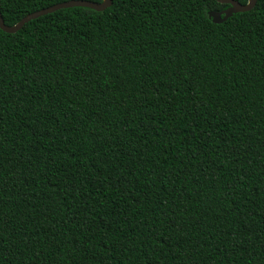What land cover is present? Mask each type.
Instances as JSON below:
<instances>
[{"label":"trees","instance_id":"trees-1","mask_svg":"<svg viewBox=\"0 0 264 264\" xmlns=\"http://www.w3.org/2000/svg\"><path fill=\"white\" fill-rule=\"evenodd\" d=\"M228 5L112 0L0 28V264H264V0L208 16Z\"/></svg>","mask_w":264,"mask_h":264},{"label":"water","instance_id":"water-1","mask_svg":"<svg viewBox=\"0 0 264 264\" xmlns=\"http://www.w3.org/2000/svg\"><path fill=\"white\" fill-rule=\"evenodd\" d=\"M222 3H228L229 5L226 8L220 9V10H209L208 16L212 19V21L216 23H220L227 19L229 16H231L235 12L239 11H247L254 7L257 0H247L246 3H241L238 0H217ZM112 0H102V1H96V0H68L60 3H55L53 5H50L48 7L41 8L39 10L33 11L22 17L17 23L12 25H7L4 22L3 16L0 12V28L7 32H16L19 30L27 21L36 18L38 16H41L43 14H46L48 12H52L58 8L61 7H67V6H86L90 7L96 10H104L106 7L111 5Z\"/></svg>","mask_w":264,"mask_h":264}]
</instances>
